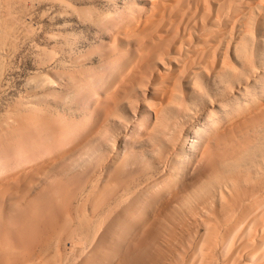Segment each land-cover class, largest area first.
<instances>
[{
  "label": "rangeland",
  "instance_id": "1",
  "mask_svg": "<svg viewBox=\"0 0 264 264\" xmlns=\"http://www.w3.org/2000/svg\"><path fill=\"white\" fill-rule=\"evenodd\" d=\"M0 57V264H264V0H0Z\"/></svg>",
  "mask_w": 264,
  "mask_h": 264
},
{
  "label": "bare ground",
  "instance_id": "2",
  "mask_svg": "<svg viewBox=\"0 0 264 264\" xmlns=\"http://www.w3.org/2000/svg\"><path fill=\"white\" fill-rule=\"evenodd\" d=\"M262 19H263V18H262ZM0 58H1V57H0ZM42 82H43V81H42ZM50 82H51V81H50ZM52 82H53V81H52ZM42 84H43V83H42ZM51 84H52V83H51ZM51 84H50V85H51ZM205 170H206V169H205ZM190 173H191V172H190ZM195 173H196V172H195ZM198 174H199V173H198ZM165 176H166V175H165ZM195 176H197V175H195ZM187 177H188V175H187ZM161 178H162V177H161ZM180 178H181V177H180ZM188 178H191V177H188ZM193 178H194V176H193ZM193 178H192V179H193ZM192 179H191V180H192ZM210 179H211V178H210ZM210 179H209V180H210ZM185 180H186V179H185ZM187 180H188V179H187ZM191 180H188L189 183L192 182ZM164 181H166V180H164ZM188 181H186V182H188ZM190 181H191V182H190ZM210 181H211V180H210ZM221 181H222V180H221ZM261 181H262V180H261ZM162 182H163V181H162ZM228 183H229V181H228ZM161 184H162V183H161ZM161 184H160V185H161ZM184 184L186 185V183H184ZM160 185H159V186H160ZM231 185H232V184H231ZM183 186H184V185H183ZM183 186H182V187H183ZM192 186H193V185H192ZM157 187H158V186H157ZM179 187H180V186H179ZM223 187H224V186H223ZM176 188H178V187L176 186ZM195 188H196V187H195ZM154 189H155V188H154ZM154 189L151 190V191H154ZM180 189H181V187L179 188V190H180ZM185 189H186V188H185ZM232 189H233V188H232ZM151 191H150V192H151ZM173 191H174V190H173ZM176 191H178V189L175 190V192H176ZM180 191H181V190H180ZM187 191H188V190H187ZM187 191H186V192H187ZM178 192H179V191H178ZM178 192H177V193H178ZM182 192H183V188H182ZM186 192H185V193H186ZM194 192H195V191H194ZM179 193H180V192H179ZM183 193H184V192H183ZM183 193H182V194H183ZM174 194H175V193H174ZM218 194H219V193H218ZM166 195H167V196H173V195H170V192H169V195H168V194H166ZM166 195H165V196H166ZM175 195H176V194H175ZM180 195H181V193L179 194V196H180ZM236 195H237V194H236ZM181 196H182V195H181ZM181 196H180V197H181ZM183 196H184V194H183ZM183 196H182V197H183ZM219 196H220V195H219ZM222 196H224V195H222ZM177 197H178V195H177ZM169 198H170V197H169ZM249 198H250V197H249ZM253 198H254V197H253ZM174 199H175V198H174ZM174 199H173V200H174ZM233 199H234V201L236 200V198H233ZM165 200H166V199H165ZM167 200H168V199H167ZM170 200H171V202H172V198H171ZM237 200H238V198H237ZM219 201H220V200H219ZM238 201H239V200H238ZM241 201H242V200H241ZM168 202H169V201H168ZM168 202H167V203H168ZM224 202H226V201H224ZM227 202H229V201H227ZM236 202H237V201H236ZM143 203H144V202H143ZM172 203H174V202H172ZM172 203H171V204H172ZM232 203H233V202H232ZM253 203H254V202H253ZM165 204H166V202H165ZM165 204H163V205H165ZM227 204H228V203H227ZM238 204H239V203H238ZM238 204H237V205H238ZM168 205H170V203H169ZM172 205H173V204H172ZM210 205H211V203H210ZM173 206H175V205H173ZM211 206H212V205H211ZM220 206H221V205H220ZM231 206H232V205H231ZM244 206H245V205H244ZM249 206H250V205H249ZM249 206H248V207H249ZM223 207H224V206H223ZM223 207L221 206L220 208L222 209ZM225 207L227 208V205H225ZM232 207H233V206H232ZM239 207H240V206H239ZM254 207H256V206H254ZM257 207H258V206H257ZM161 208H162V207H161ZM200 208H201V207H200ZM200 208H199V209H200ZM230 208H231V207H230ZM237 208H238V207H237ZM249 208H250V207H249ZM167 210H168V209H167ZM169 210H170V209H169ZM201 210H202V209H201ZM205 210H206V209H205ZM213 210H214V209H213ZM225 210H226V209H225ZM229 210H230V209H229ZM202 211H203V210H202ZM230 211H231V210H230ZM237 211H238V210H237ZM240 211H241V210H240ZM255 211H256V209H255ZM204 212H206V211H204ZM215 212H216V210H215ZM228 212H229V211H228ZM228 212H227V213H228ZM253 212H254V210H253ZM165 213H167V212L165 211ZM195 213H196V212H195ZM211 213H212V212H211ZM225 213H226V212H225ZM234 213H235V212H234ZM250 213H251V212H250ZM263 213H264V212H263ZM167 214H168V213H167ZM167 214H166V215H167ZM193 214H194V213H193ZM196 214H197V213H196ZM213 214H214V212H213ZM261 214H262V213H261ZM164 215H165V214H164ZM191 215H192V214H191ZM210 215H211V214H210ZM216 215H217V214H216ZM233 215H234V214H233ZM249 215H250V214H249ZM249 215L247 214V216H249ZM262 215H263V214H262ZM262 215H261V216H262ZM155 216H156V215H155ZM155 216H154L153 218H156ZM195 216H197V215H195ZM206 216H207V215H206ZM211 216H212L213 218H217V217H214L215 215H211ZM218 216H219V215H218ZM238 216H239V215H238ZM261 216H260V217H261ZM157 217H158V216H157ZM191 217H193V216H191ZM158 218H159V217H158ZM166 218H167V217H166ZM168 218H169V217H168ZM200 218H201V217H200ZM202 218H203V217H202ZM208 218H209V217H208ZM223 218H224V217H223ZM192 219H195V218H192ZM209 219H210V218H209ZM211 219H212V218H211ZM219 219H220V218H219ZM252 219H253V218H252ZM256 219L258 220V217H257ZM161 220H162V218H161ZM214 220H215V219H214ZM244 220H245V218H244ZM260 220H261V219H260ZM150 221H151V220H150ZM155 221H156V220H155ZM157 221H158V220H157ZM204 221H205V220H204ZM216 221H217V219H216ZM224 221H225V220H224ZM229 221H230V220H229ZM253 221H254V220H253ZM262 221H263V220H262ZM153 222H154V219H153ZM153 222H152V223H153ZM160 222H161V221H160ZM200 222L202 223V220H201ZM200 222H199V223H200ZM209 222H210V221H209ZM234 222H235V221H234ZM249 222H250V221H249ZM203 223H204L203 225L205 226V224L207 223V221H205V222H203ZM210 223H211V222H210ZM242 223H243V221H242ZM252 223H253V222H252ZM262 223H263V222H262ZM184 224H185V223H184ZM190 224H191V222H190ZM226 224H227V223H226ZM239 224H240V223H239ZM187 225H188V224H187ZM203 225H202V226H203ZM211 225H212V223H211ZM219 225H220V224H219ZM219 225H218V226H219ZM250 225H251V224H250ZM253 225H254V224H253ZM204 226H203V227H204ZM206 226H207V224H206ZM146 227H147V226H146ZM162 227H163V226H162ZM191 227H192V226H191ZM210 227H211V226H210ZM227 227H228V226H227ZM248 227H251V226H248ZM236 228H237V227H236ZM240 228H241V227H240ZM256 228H257V227H256ZM260 228H261V227H260ZM189 229H190V228H189ZM203 229H204V228H203ZM218 229H219V228H218ZM247 229H249V228H247ZM247 229H246V230H247ZM209 230H210V228H209ZM212 230H214V229H212ZM260 230H261V229H260ZM222 231H223V230H222ZM233 231H234V230H233ZM235 231H236V230H235ZM235 231H234V232H235ZM243 231H244V230H243ZM243 231H242V233H243ZM159 232H160V231H159ZM159 232H158V233H159ZM163 232H164V231H163ZM170 232H171V231H170ZM172 232H174V231H172ZM172 232H171V233H172ZM175 232H177V231H175ZM178 232H179V231H178ZM178 232H177V233H178ZM188 232H191V230H190V231H187L186 233L188 234ZM192 232H193V231H192ZM203 232H205V231H203ZM209 232H210L209 234H213L214 237H215V234H216V233H219V232H215V231H214L215 233H214V232L211 233V231H209ZM223 232H224V231H223ZM223 232H222V233H223ZM234 232H233V233H234ZM239 232H240V231H239ZM239 232H238V233H239ZM248 232H249V231H248ZM146 233H147V232H146ZM154 233H155V232H154ZM180 233H181V231H180ZM242 233H241V234H242ZM252 233H253V232H252ZM256 233H257V232H256ZM155 234H156V233H155ZM182 234H184V232H182L181 235H182ZM193 234H194V233H193ZM206 234H208V233H206ZM231 234H232V233H231ZM234 234H235V233H234ZM249 234H250V233H249ZM144 235H146V234H144ZM148 235H149V234H148ZM156 235H157V234H156ZM159 235H160V233H159ZM161 235H162V233H161ZM161 235H160L159 237L162 238L163 235H162V236H161ZM167 235H168V234H167ZM172 235L175 236L176 234L172 233ZM178 235H179V234H178ZM181 235H180V236H181ZM204 235H205V233H204ZM204 235H203V236H204ZM146 236H147V235H146ZM176 236H177V235H176ZM176 236H175L174 241L176 240ZM187 236H188V235H187ZM190 236H191V234H190ZM206 236H207V235H206ZM206 236H204V237H206ZM209 236H211V235H209ZM153 237H154V236H153ZM178 237H179V236H177V239L180 238V240H181V237H182V236L179 237V238H178ZM183 237H184V235H183ZM185 237H186V236H185ZM204 237H203V239H204ZM211 237L213 238V236H211ZM216 237H217V235H216ZM216 237H215V239H216ZM246 237H247V236H246ZM246 237H245V238H246ZM252 237H253V236H252ZM143 238H144V237H143ZM170 238H171V236H170ZM188 238H189V237H188ZM241 238H242V237H241ZM152 239H153V238H152ZM159 239H160V238H159ZM167 239H168V238H167ZM171 239H172V238H171ZM189 239H190V238H189ZM189 239H187V240H189ZM206 239H207V237H206ZM206 239H204V240L206 241ZM208 239H209V238H208ZM208 239H207V240H208ZM215 239H214V238H213V239L210 238V240H213V241H214L215 243H217V244H218L219 242L222 243V241H219V242H218V239H217L216 241H215ZM238 239H239V238H238ZM248 239H249V238H248ZM248 239H247V241H248ZM149 240H150V238H149ZM156 240H158V238H156ZM180 240H179V241H180ZM182 240L184 241L185 239L182 238ZM201 240H202V239H201ZM220 240H222V239H220ZM261 240H262V239H261ZM172 241H173V240H172ZM174 241H173V242H174ZM177 241H178V240H177ZM183 241H182V242H183ZM189 241H190V240H189ZM191 241H192V240H191ZM244 241H246V240H244ZM252 241H253V240H252ZM262 241H263V240H262ZM148 242H150V241H148ZM148 242H147V243H148ZM155 242H156V241H155ZM157 242H158V241H157ZM169 242H170V241H169ZM169 242H167V243H165V244L168 245ZM201 242H202V241H201ZM206 242H207V241H206ZM210 242H212V241H210ZM214 242H213V243H214ZM260 242H261V241H260ZM263 242H264V241H263ZM150 243H151V242H150ZM153 243H154V242H153ZM153 243H152V244H153ZM170 243H171V244H175V242H174V243L170 242ZM180 243H181V242H180ZM184 243H185V242H184ZM215 243H214V245L216 246ZM152 244H151V245H152ZM165 244H163V245H165ZM177 244H178V243H177ZM177 244H176V245H177ZM182 244H183V243H182ZM185 244H187V241H186ZM188 244H189V243H188ZM200 244H201V243H200ZM202 244H203V242H202ZM202 244H201V245H202ZM219 244H220V243H219ZM245 244H246V243H245ZM250 244H251V242H250ZM260 244H261V243H260ZM176 245H173V246H176ZM183 245H184V244H183ZM203 245H205L204 247H207V246H206L207 244H203ZM232 245H233V244H232ZM256 245H257V244H256ZM145 246H147V245L145 244ZM145 246H144V248H145ZM155 246H157V245L155 244ZM155 246H154V247H155ZM179 246H181V245L179 244L178 247H179ZM148 247H150V246L148 245ZM165 247H166V246H164L163 248L166 249ZM167 247H169V246H167ZM171 247H172V246H171ZM201 247H202V246H201ZM208 247L211 248V246H209V245H208ZM226 247H227V246H226ZM259 247H260V246H259ZM259 247H258V248H259ZM137 248H139V247H137ZM144 248H142L141 250H143ZM155 248H156V247H155ZM176 248H177V247H176ZM210 248H209V249H210ZM169 249H170V248H169ZM173 249H174V248H173ZM173 249H171L172 252L175 250V249H174V250H173ZM177 249H179L180 251H182L183 246H182V249H181V247H180V248H177ZM205 249H206V248H205ZM205 249H203V250H205ZM171 250H170V253H172ZM214 250H215V249H214ZM136 251H137V250H136ZM136 251H135V253H136ZM154 251H155V250L153 249V251H151V253H152V252L154 253ZM163 251H164V250H163ZM163 251H162V252H163ZM165 251H166V250H165ZM165 251H164V252H165ZM167 251H168V249H167ZM176 251H177V250H176ZM205 251H206V250H205ZM208 251H209V250H208ZM140 252H141V251H140ZM149 252H150V251H149ZM164 252H163V253H164ZM182 252H183V251H182ZM206 252H207V251H206ZM210 252H211V251H210ZM163 253H162V254H163ZM167 253H168V252H167ZM167 253H166V254H167ZM176 253H177V252L172 253V254H176ZM178 253H179V255H180V256L182 257V259H183L184 256H182V254H181L180 252H178ZM178 253H177V257H179V259H180V256H178ZM184 253H185V249H184ZM208 253H209V252H208ZM157 254H158V253H157ZM162 254H160V255H162ZM172 254H171V255H172ZM209 254H210V253H209ZM211 254H212V253H211ZM163 255L165 256V254H163ZM163 255H162V258H165L166 256H169V255H166V256L164 257ZM171 255H170V256H171ZM203 255H204V254H203ZM147 256H148V255H147ZM157 256H158V255H157ZM170 256H169V257H170ZM174 256H175V255H174ZM195 256H196V255H195ZM199 256H200V255H199ZM207 256H208V255H207ZM207 256H206V257H207ZM213 256H214V255H213ZM261 256H262V255H261ZM148 257H149V256H148ZM158 257H159V256H158ZM158 257H157V258H158ZM157 258H156V259H157ZM159 258H160V257H159ZM159 258H158L157 260H159ZM162 258H161V260H159L160 262H161V261H162V262L165 261V260H162ZM202 258H204V257L202 256ZM208 258H209V257H208ZM211 258L215 259V256H214V257H211ZM168 259H169V258H168ZM173 259H174V258H172V259L170 258V262H169V264H172L171 262H173V261L175 260V259H174V260H173ZM151 260H152V258H151ZM171 260H173V261H171ZM180 260H181V259H180ZM215 260H216V259H215ZM129 261H130V259H129ZM155 261H156V260H155ZM181 261H182V260H181ZM203 261H204V259L201 260V262H203ZM207 261H208V260H207ZM211 261H212V260H211ZM143 262H144V261H143ZM153 262H154V261H153ZM165 262L168 263V261H165ZM192 262H193V261H192ZM209 262H210V261H209ZM215 262H216V261H215ZM199 263H200V262H199ZM211 263H212V262H211ZM129 264H131V263H129ZM151 264H152V263H151ZM155 264H156V262H155ZM157 264H158V263H157ZM159 264H160V263H159ZM163 264H166V263H163ZM175 264H176V262H175ZM200 264H201V263H200Z\"/></svg>",
  "mask_w": 264,
  "mask_h": 264
}]
</instances>
